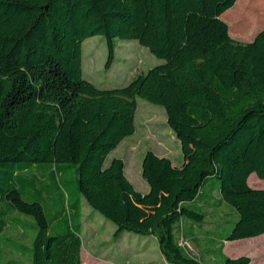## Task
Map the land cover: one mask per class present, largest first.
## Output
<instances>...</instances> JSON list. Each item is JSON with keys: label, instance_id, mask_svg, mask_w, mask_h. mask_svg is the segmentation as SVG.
<instances>
[{"label": "trees", "instance_id": "trees-1", "mask_svg": "<svg viewBox=\"0 0 264 264\" xmlns=\"http://www.w3.org/2000/svg\"><path fill=\"white\" fill-rule=\"evenodd\" d=\"M234 4L228 26L221 16ZM263 22L260 0H0V248L26 259L0 253V264H81L83 201L114 238L155 237L169 264H249L223 248L264 234V189L248 184L264 179V28L247 42L231 36L244 33L235 24L250 34ZM93 36L105 39L106 69L118 39L163 62L99 88L82 72ZM138 98L165 109L183 155L177 166L144 154L146 193L123 159L105 164L135 132ZM222 205L231 217L204 229ZM178 225L204 240L199 257L178 244ZM9 228L33 230L30 245Z\"/></svg>", "mask_w": 264, "mask_h": 264}, {"label": "rangeland", "instance_id": "rangeland-1", "mask_svg": "<svg viewBox=\"0 0 264 264\" xmlns=\"http://www.w3.org/2000/svg\"><path fill=\"white\" fill-rule=\"evenodd\" d=\"M264 10V0H260ZM235 4L226 10L225 15L221 16L229 26L233 23L230 14L235 11ZM243 12V10H242ZM251 9H244L247 18L253 20ZM223 13V14H224ZM242 24H235L234 28L244 32L239 36H231L238 41H251L255 35L263 30V24L254 28L249 34L241 27ZM115 59L109 69L105 68L107 60V46L102 36H93L87 38L82 43V72L83 77L99 88H116L126 85L133 77L140 73H145L149 68L158 65L163 60L157 58L149 50L141 46L137 40L116 41ZM135 132L125 138L114 150H112L106 160L107 165L114 157L123 159L124 173L131 182L134 189L146 193L149 189L147 182L141 174V165L144 154L147 151H153L159 156L172 159L173 163H181L183 155L181 146L177 138L167 125V114L163 107L157 106L143 100L137 99V108L134 117ZM249 183L254 189H264V179H259L254 173L249 176ZM83 231L81 234L83 248V264H110L104 263V256L111 251L120 253L118 247H123L124 254L121 264H169L162 255L157 241H151L150 247L147 246L148 240L144 236L135 235L126 232L123 238L118 240L113 237L115 226L112 222L104 219L100 214L91 210L88 204L83 201ZM231 210L222 205L219 208L218 217H209L204 224V229H213L215 225L231 217ZM223 215V216H222ZM222 216V218H220ZM30 219V218H29ZM23 234L17 230L6 229L4 235L11 237L23 244L30 245L34 236V231L26 230ZM196 239H187L181 233V225L176 228V237L178 244L184 248L190 255L199 257L200 243L204 240L199 236L197 230ZM115 241V242H112ZM201 241V242H200ZM264 241L260 239H240L228 241L225 243V256L236 258L239 256H248L256 260L259 257L257 246ZM147 246V248H145ZM130 254H127V248ZM139 250V251H138ZM138 251V252H137ZM0 253L7 259H14L26 262V259L13 251L0 248ZM90 255L95 259L92 260ZM85 257V258H84ZM98 259V260H97ZM96 260V261H95ZM160 260L162 261L160 263ZM154 261V262H153ZM157 261V262H156ZM211 263L212 259L206 260ZM255 263V261H254Z\"/></svg>", "mask_w": 264, "mask_h": 264}, {"label": "crops", "instance_id": "crops-1", "mask_svg": "<svg viewBox=\"0 0 264 264\" xmlns=\"http://www.w3.org/2000/svg\"><path fill=\"white\" fill-rule=\"evenodd\" d=\"M157 155V154H156ZM159 156V155H158ZM171 161H172V159H171ZM182 163H183V160L181 161V163H173L174 165H177V166H180V165H182ZM248 184H249V186L250 187H254V186H251L250 185V183H249V178H248ZM189 228H190V226H189V224H187V228H186V232L187 233H189ZM125 233H123L119 238H116V239H118V240H120V239H122L123 238V235H124ZM263 236H264V234H262V235H259V236H256V237H253V238H250V239H260V238H263ZM249 239V238H248ZM147 240H148V243H147V246L148 247H150V245H151V241H157L156 240V238L155 237H148L147 238ZM112 242H115V241H112ZM226 243V242H225ZM225 243H224V248H225ZM147 246H145V248H147ZM127 248V247H126ZM223 248V253H225V249ZM257 248L259 249V257H257V259L256 260H254V259H252L251 257H250V259H251V261H250V263L249 264H262V263H264V241H262L260 244H259V246H257ZM118 250L119 251H121L120 253H117V252H114V251H111L110 252V254H106V256H104V263H110V264H121L122 262H123V259L126 257L125 255H123L122 257L120 256L121 254H124V252H123V247H118ZM127 250V254H130V249L129 248H127L126 249ZM83 248H82V241H81V251H80V254H81V264H83ZM139 251V250H138ZM137 251V252H138ZM90 257H91V259L92 260H94L95 258L94 257H92L91 255H90ZM85 258V257H84ZM98 260V259H97ZM96 261V260H95ZM254 261H255V263H254ZM154 262V261H153ZM157 262V261H156ZM162 261L160 260V263H161ZM84 264H85V260H84ZM161 264H163V263H161Z\"/></svg>", "mask_w": 264, "mask_h": 264}]
</instances>
